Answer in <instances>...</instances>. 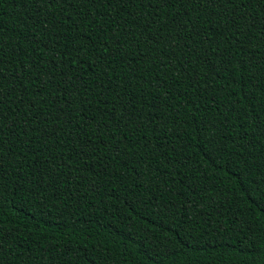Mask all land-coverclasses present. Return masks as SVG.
I'll list each match as a JSON object with an SVG mask.
<instances>
[{"label":"trees","instance_id":"obj_1","mask_svg":"<svg viewBox=\"0 0 264 264\" xmlns=\"http://www.w3.org/2000/svg\"><path fill=\"white\" fill-rule=\"evenodd\" d=\"M0 264H264V0H0Z\"/></svg>","mask_w":264,"mask_h":264}]
</instances>
